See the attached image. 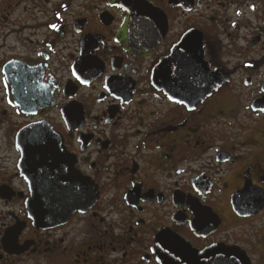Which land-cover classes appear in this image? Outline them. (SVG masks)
Instances as JSON below:
<instances>
[{
	"label": "flooded vegetation",
	"instance_id": "obj_1",
	"mask_svg": "<svg viewBox=\"0 0 264 264\" xmlns=\"http://www.w3.org/2000/svg\"><path fill=\"white\" fill-rule=\"evenodd\" d=\"M33 127L65 156L27 169ZM43 174L87 210L42 222ZM160 235L264 264V0H0V264H166Z\"/></svg>",
	"mask_w": 264,
	"mask_h": 264
},
{
	"label": "water",
	"instance_id": "obj_2",
	"mask_svg": "<svg viewBox=\"0 0 264 264\" xmlns=\"http://www.w3.org/2000/svg\"><path fill=\"white\" fill-rule=\"evenodd\" d=\"M136 8L134 9V13L132 16V24L140 27H144L147 31H157L158 25L156 24V11L151 7L147 6L145 3H134ZM141 33V31H139ZM139 33H135L134 44L136 47L142 45L141 38H138ZM134 36V35H133ZM183 46H177L175 53H182ZM193 65L189 66L191 74L194 67ZM154 77L156 72H154ZM188 84H193L194 80H189ZM218 80L215 76L211 78L207 77L206 85H207V93L211 90H215L218 85ZM48 134V130L41 129L40 127H33L27 129L24 134L19 139V142L22 144V155L23 161L26 164V168L38 160L39 156H60L62 159L65 156L64 153L60 149H57V144L51 140ZM56 148V152H45L46 149H54ZM46 164V162H44ZM45 175L43 174L41 179L39 180L40 186L34 192L32 201L30 200V205L40 203L42 206V222H61L62 220H66L72 213L76 211H84L88 208V202L90 200L89 187L87 184H84L83 194H74V193H60L57 190L56 194H49L46 186L47 181H45ZM63 185V182L59 185L60 188ZM53 203H57L59 205L64 206L62 210H56L53 206ZM48 204L51 205L50 209H48ZM49 217V218H48ZM47 218V219H46ZM160 235L157 241L163 243L164 248L160 250V253L163 254L162 258L166 264H175V261L186 264H210V262L215 259V255L219 251H207L203 253H197L186 246L183 242L176 240L175 238H171L169 236ZM163 238V239H162ZM169 248L166 251V248Z\"/></svg>",
	"mask_w": 264,
	"mask_h": 264
},
{
	"label": "rangeland",
	"instance_id": "obj_3",
	"mask_svg": "<svg viewBox=\"0 0 264 264\" xmlns=\"http://www.w3.org/2000/svg\"><path fill=\"white\" fill-rule=\"evenodd\" d=\"M25 264H27V263H25Z\"/></svg>",
	"mask_w": 264,
	"mask_h": 264
}]
</instances>
